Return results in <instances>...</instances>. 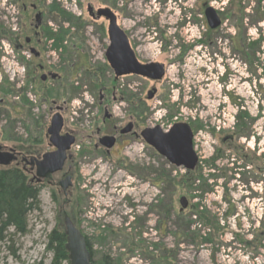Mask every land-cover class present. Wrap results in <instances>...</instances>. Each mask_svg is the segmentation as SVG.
Here are the masks:
<instances>
[{
	"label": "rangeland",
	"instance_id": "1",
	"mask_svg": "<svg viewBox=\"0 0 264 264\" xmlns=\"http://www.w3.org/2000/svg\"><path fill=\"white\" fill-rule=\"evenodd\" d=\"M78 1H73L72 5L65 3L69 11L76 16L81 12ZM83 1L86 11L88 2L97 6L101 0ZM106 1L108 5L116 3V0ZM144 1L147 2V7H144L143 2H138L135 5V16L124 25L128 29L141 27L134 39L147 44L141 47L147 60L166 56L174 62L167 68V79L157 86L162 95L167 94L165 101H168L170 96L171 102H168V105L180 102L181 105L186 104L187 108L179 107L178 114L186 113L191 116L189 110L192 109L194 116L198 113L203 115L204 127L199 135L198 150L205 162L201 165L200 182L203 187L211 190L205 194L195 192L196 185H199L197 182L192 186L193 190H188V195L199 205L198 211H207L209 215H205L202 220H197L192 214L187 217L180 216L179 200L184 193L182 181L185 170L175 168L164 158L156 156L155 223H150L143 232L140 228L137 230L132 224L133 216L130 218L131 224L122 220V212L128 207L124 199L128 194L134 196L135 191L131 189V185L136 181L131 176L128 178L123 169L118 170L110 160L98 159L91 166H82V176L89 180L90 171L94 166L98 169L101 165L97 179V182L100 181L99 187H95L91 194L94 207L100 208L99 214L103 217L112 213L116 216L107 218L106 224L100 223L98 227L87 225L84 216H80L82 230L94 237V261L101 263L107 258L111 264H264V0H202V19L196 13L197 0H186L187 31L179 37L176 36L175 21L180 16L168 19L172 26L165 36V42L169 44L168 51L161 56L159 51L155 50L157 46L153 45V36L155 40L158 36L155 35L150 20L160 7L159 2L163 0ZM168 3L171 4L170 1ZM207 7H213L222 13L224 24L220 30L210 29L204 14ZM163 21L165 25V20ZM26 22L27 19L21 14L18 3L13 0L5 3L0 0V145L3 147L19 145L15 139L25 137L26 129L30 128L35 119L48 121V124L50 121L45 112L50 100L47 104H35V109L28 113L29 120H21L22 115L15 112L13 107L14 102L19 101L15 98L17 94L10 96V87L6 85L16 83V91L19 89L18 83H21L22 59L26 56L16 51L15 38H19ZM101 25L102 20L92 22L89 29ZM5 26L11 30L12 46L4 41ZM201 40L203 44H200ZM44 43L47 51L50 50V45L53 44L51 38L44 40ZM179 46H182L180 51L185 50L182 61H177L180 55ZM52 62L55 66L63 65L58 63L54 55ZM14 74L16 78L12 80ZM106 76L109 77V74ZM67 79L71 80L70 77ZM138 82L143 83L140 86L143 93L150 89L149 83ZM124 83L127 86L126 81ZM31 85L27 86L29 93L34 91H31ZM33 86L38 91V85L33 83ZM81 86L85 87L86 84L80 82L75 85L77 88ZM61 97L62 101L66 99ZM198 98L202 102L201 109L196 113L195 103ZM86 99L93 101L92 95L87 93L85 88L70 99L69 110L64 115L67 126H73L77 122L76 119L83 116L79 107L86 103ZM54 100L60 101L58 96ZM159 101L157 98L151 105L156 106ZM190 104L192 106H189ZM87 107L88 104L85 108ZM16 108L22 111L20 105ZM92 111L93 108L88 114ZM222 111L226 113V121L222 126H218L222 131L217 139L211 135L216 121L214 118H211V122L205 121L211 115L215 116ZM239 112L246 115L240 123L233 118ZM164 114L165 111H162L155 116L156 121L167 122L164 120ZM207 125L210 128L206 127ZM239 125L243 126L239 128ZM238 131L242 135L237 136L236 141L220 143L222 159L213 163V154L219 147L218 141L226 138L228 133ZM129 150V157H124L132 161L133 149ZM244 161L245 165L242 163ZM240 167L245 170L239 171ZM259 167L263 168L262 184L255 180L260 177L256 171ZM241 173V180L248 184L246 189L243 183H239L241 180L238 174ZM211 175H217V179ZM162 176H170L169 194L172 208L166 220L163 219V210L159 208L160 203H163V196L159 193L158 179ZM245 177L249 179V183H246ZM84 184H87L86 181ZM152 196L150 191V200ZM230 208L233 209L232 214L227 215ZM59 214V203L52 200L48 188H41L38 209L30 212L27 218V233L20 235L9 230L4 238H0V264H50L54 254L47 249L49 236L54 230H65ZM107 227L112 228V235L103 232ZM102 238L105 240L101 241Z\"/></svg>",
	"mask_w": 264,
	"mask_h": 264
},
{
	"label": "flooded vegetation",
	"instance_id": "2",
	"mask_svg": "<svg viewBox=\"0 0 264 264\" xmlns=\"http://www.w3.org/2000/svg\"><path fill=\"white\" fill-rule=\"evenodd\" d=\"M3 1L9 3L11 0ZM13 1L20 5L21 14L27 19L25 27L20 31L19 38H15L17 39L15 44L16 51L26 57L22 59L23 67L21 69L22 75L20 76L21 83L20 85L18 83L19 89L15 91L14 85L16 83L14 85L9 83L10 96L17 94L15 98L19 100L13 104L14 111L22 115L20 116L21 120L27 121L30 117L28 113L35 109V104H47L49 100L51 102L47 104L45 111L46 118L50 119L49 124L48 121L35 119L30 128L26 129L27 134H25V137L20 140L15 139L16 142H19V145L2 146L5 152L12 154L14 157L7 168L20 169L29 183L40 188H48L51 197L53 195L58 197L61 211L67 213L69 219L83 233L92 256L95 254L92 247L94 237L84 233L80 216H84V221L91 227H98L100 223L104 225L107 222V218L111 219L116 216L115 213H112L110 216L103 217L99 214L100 208L94 207L91 194L95 187H99L100 181L97 182V179L99 178L98 170L101 165H99L98 169L95 166L94 169L91 168L89 180L82 176V166H91L98 159L110 160L118 170L123 169L125 174L129 176L128 178L131 176L136 181L134 185H131V189L135 191L134 196L128 194L124 199L128 207H125V212H122V220L131 224L130 218L133 216L134 221L132 224L133 227H137V230L140 228L142 229L141 232H143L144 228H147L150 223H155L154 191L156 179L154 163L156 156L164 158L175 168L185 170L182 181L184 186L182 187V192L184 191V193L181 198H185L186 204L183 206L180 203V216L187 217L192 214L197 220H202L205 215H209L207 211H198L199 205H196L193 197L190 198L188 195V190H193L192 186L197 182L199 185H196L195 192L205 194L211 190L203 187L200 182L202 180L201 165L205 160L198 150L199 135L204 127L203 115L198 113L201 109L202 100L198 98L195 103L197 104L196 113H198L195 116L192 113V109L189 110L190 114H192L191 116L186 113L178 114L179 107L182 106L183 108L185 106L187 108L186 104L181 105L178 100L176 105H168V102H171L170 96L168 101H165L164 97L167 94L164 93L162 95L157 86L167 79V68L174 62L166 56L147 60V56L141 51V47L147 44L144 45L134 39L141 27L135 26L128 29L124 25L127 20L135 16V5L138 2H143L144 7H147V2L144 0H116L115 5H108L106 0H101L97 6L88 2L85 7L86 11H84L83 4L85 1L79 0L78 7L81 12L76 16L65 5V3L72 5L73 1L76 0ZM197 2L196 13L202 19L204 5L202 0H197ZM159 6L151 17L150 25L155 30V35L158 36L156 40L155 36H153L152 40L153 45L157 46L155 50L159 51L161 56V54L165 55L168 51L169 44L165 42L167 40L165 36L167 31L172 29L168 19L170 20L173 16H180L179 19L176 18L174 27L176 36L179 37V35L187 31L186 17L188 15L186 0H163L159 2ZM108 9L115 14L117 25L126 36L136 62L143 66H149L148 70L155 67V65H162L164 73L161 79H153L137 73L124 72L119 75L116 73L108 59V50L111 44L109 36L110 21L103 14L100 15L102 10ZM216 12L221 20V25L217 28L220 30L224 20L222 13L218 9ZM100 20L103 21V25L89 29L92 22L97 23ZM163 20H165V25ZM50 38L53 44L50 45V50L47 51L48 48L44 40ZM4 41L9 46H12L11 30L6 26L4 28ZM200 44H203L202 40ZM179 48L181 49L182 46L178 47L180 55L177 61H182V55H185V50L180 51ZM53 55L57 57L58 63H62L65 66L61 64L53 65ZM127 58L120 54L121 68L125 65ZM107 74H109V77L106 76ZM152 75H154V72H152ZM68 77L71 80L67 79ZM15 78L16 74H14L12 80ZM222 80L224 81V79ZM72 81H75V83H71ZM125 81L127 86L124 83ZM138 81L149 83L150 89L143 93L140 90V86L143 83ZM80 82L86 84V86L75 87ZM33 83L38 85V91L34 89ZM29 85H31V91L34 90L32 91L33 93L28 92L27 86ZM83 88L92 95L93 101L89 102L86 99V103L79 107V110L83 112V116L77 118L76 124L69 127L65 123L64 115L69 110L70 99L75 97L78 91ZM11 89L14 90L11 91ZM60 93L62 94L59 96ZM54 94H57L56 96H58L59 100L62 98L61 96L66 97V99H63V101L54 100L56 97ZM157 98L160 99L159 104L156 106L151 105ZM87 104L88 107L85 108ZM17 105H20L22 111L16 108ZM189 106H192V104ZM92 108L93 111L88 114ZM162 111H165L164 120L167 122L156 121L155 116ZM58 115L62 118L63 124L56 136L57 142L66 141L71 144L65 151V161L62 168L48 174L46 177H40L38 175V163L44 159L46 154H54L58 151V147L52 141L53 135L49 132L53 119ZM225 116L226 113L222 111L216 113L215 116L211 115L205 121V123H208L211 122V118H214L216 122L211 135L217 139L221 135L219 132L222 131L221 127L218 128V126L225 124ZM245 117V113L239 112L233 118L240 123ZM86 121L88 124H86ZM178 125L186 127L191 132L193 155L197 158V163L193 169H188L185 165L181 167L173 165L150 142L155 139L156 130L167 134ZM206 127L210 128L208 125ZM240 135L242 134L238 131L237 133H228V136L224 139L221 138V141H218L219 149L215 150L212 162L222 159L220 157V143H226L228 140L233 143L236 141V137ZM107 138L114 139V143L110 147L107 146L110 142V139ZM129 149H133L132 161L124 157H129ZM242 163L246 164L245 161ZM238 170L242 171L245 168L240 167ZM256 171L260 177H256L255 180H259L262 184L263 168L259 167ZM238 175L241 180L242 173ZM169 177L162 176L158 179L159 193L163 196V203H160L159 208L164 212V220L167 219L172 208L169 194ZM211 177L217 179V175H211ZM85 181L87 184L83 185ZM245 181L249 183L247 177H245ZM132 182L130 184H133ZM239 183H243V181L241 180ZM247 185L243 183L245 189L248 187ZM150 191L153 193L151 200L149 198ZM232 210L230 208L228 210L230 212L226 214L231 215ZM110 228L107 227L103 232L112 235L113 230ZM102 240L105 239L102 238Z\"/></svg>",
	"mask_w": 264,
	"mask_h": 264
},
{
	"label": "water",
	"instance_id": "3",
	"mask_svg": "<svg viewBox=\"0 0 264 264\" xmlns=\"http://www.w3.org/2000/svg\"><path fill=\"white\" fill-rule=\"evenodd\" d=\"M102 14L110 21L109 36L111 44L108 50V59L116 73L118 75L124 72L137 73L153 79H161L164 73L163 66L155 65V67L149 69V71V66H143L136 62L128 45L126 36L117 25L115 14L109 9L102 10L100 15ZM205 16L210 29L215 30L221 25V20L212 7L206 8ZM120 54H123L125 58L128 57L123 68H121ZM152 72H154V75H152ZM62 124V118L59 115L52 121L49 132L53 135L52 141L58 147V151L54 154H46L44 159L38 163V175L40 177H46L48 174L60 170L63 166L65 151L69 148L71 143L66 141L57 142L56 136L61 130ZM154 138L155 139L150 142L154 144L156 149L163 156H166L173 165L177 167L185 165L188 169H193L195 167L197 158L193 155L192 136L189 129L178 125L167 134H163L156 130ZM107 139H110L107 146H112L114 139ZM13 159V155L5 152L0 145V166H9ZM180 203L185 206V198H181ZM62 220L64 222L66 235L65 248L68 252L70 264H94L83 233L73 224L67 213H63Z\"/></svg>",
	"mask_w": 264,
	"mask_h": 264
},
{
	"label": "trees",
	"instance_id": "4",
	"mask_svg": "<svg viewBox=\"0 0 264 264\" xmlns=\"http://www.w3.org/2000/svg\"><path fill=\"white\" fill-rule=\"evenodd\" d=\"M40 194L41 188L29 183L20 169L0 167V238H4L9 230L20 235L27 233V218L30 212L38 209ZM52 200L58 202V197L53 195ZM59 215L63 224L61 209ZM65 244V230L57 229L50 234L47 249L54 254L50 264H70ZM92 260L94 264H111L107 258L95 263L94 255Z\"/></svg>",
	"mask_w": 264,
	"mask_h": 264
}]
</instances>
